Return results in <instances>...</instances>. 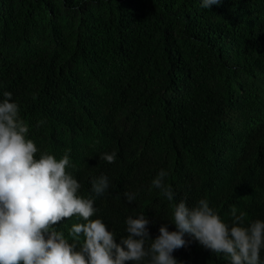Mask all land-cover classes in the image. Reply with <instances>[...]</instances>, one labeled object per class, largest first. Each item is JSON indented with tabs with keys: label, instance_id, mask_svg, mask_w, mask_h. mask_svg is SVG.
<instances>
[{
	"label": "trees",
	"instance_id": "obj_1",
	"mask_svg": "<svg viewBox=\"0 0 264 264\" xmlns=\"http://www.w3.org/2000/svg\"><path fill=\"white\" fill-rule=\"evenodd\" d=\"M200 4L0 0V99L12 93L41 152H68L80 195L109 178L92 219L117 243L141 213L150 238L175 231L170 202L151 187L161 169L176 202L207 199L228 224L233 206L245 225L264 221V0ZM113 151L114 163L99 159ZM76 222L56 227L67 236ZM172 255L228 264L195 241Z\"/></svg>",
	"mask_w": 264,
	"mask_h": 264
},
{
	"label": "clouds",
	"instance_id": "obj_2",
	"mask_svg": "<svg viewBox=\"0 0 264 264\" xmlns=\"http://www.w3.org/2000/svg\"><path fill=\"white\" fill-rule=\"evenodd\" d=\"M222 0H201L200 7L209 9ZM0 99V264H177L172 253L191 241L228 264H264V221L245 225L246 213L231 207L232 223H225L199 199L192 207L184 200L175 201V193L166 182L168 172L161 169L151 187L172 206L169 223L175 231L162 225L158 235L150 238L149 221L141 213L125 220V235L119 243L99 218L92 219L97 209L96 197L110 188L106 175L93 177L89 196L80 195L81 184L68 171L72 164L68 152L57 159L41 152L28 138L29 127L20 115L11 92ZM39 153V154H38ZM116 152L103 153L99 159L109 164ZM128 204L137 192H125ZM77 218L67 236L56 227L62 221ZM185 235L191 241L184 239ZM71 241V242H70Z\"/></svg>",
	"mask_w": 264,
	"mask_h": 264
}]
</instances>
